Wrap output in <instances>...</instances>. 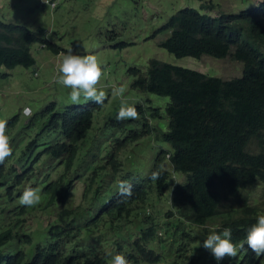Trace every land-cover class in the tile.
<instances>
[{"label":"trees","instance_id":"obj_1","mask_svg":"<svg viewBox=\"0 0 264 264\" xmlns=\"http://www.w3.org/2000/svg\"><path fill=\"white\" fill-rule=\"evenodd\" d=\"M158 32L169 33L160 48L175 58L228 56L242 63L241 77L222 80L155 59L144 73L128 71L132 88L169 99L164 109L167 124L151 128L144 121L139 127L142 138L156 134L165 149L157 152L146 178H128L133 192L128 198L119 195L122 180L110 175L121 167L115 153L123 150L127 138L116 141L119 149L104 165L96 160L103 147L96 153L93 133L83 139L94 112L103 106L90 101L53 113L52 104L37 134L35 119L26 117L22 125L17 115L9 118L13 154L0 165V264L25 261L26 246L32 243L26 216L36 220L39 214L53 216L41 229L48 240L30 249L25 264H110L116 254L129 264H264V255L256 256L247 246L238 248L235 258L220 262L202 246L208 234L224 228H231V240L238 245L264 215V1L216 17L183 8ZM36 43L54 55L64 53L43 32L0 20V67H32L35 59L29 47ZM137 110L143 117V107ZM152 116L160 119L158 111ZM162 129L167 131L156 133ZM137 138L132 135L131 142ZM48 159L64 165V172L47 183L48 175L41 179L35 170ZM161 165L165 170L152 181V172ZM83 171L92 175L75 206L72 186ZM176 175L185 178L178 183ZM107 186V200L102 202ZM27 187L39 189L41 200L33 207L18 203ZM254 188H262L261 199L250 197ZM162 197L169 198L166 212L155 208ZM150 212L168 220L161 222Z\"/></svg>","mask_w":264,"mask_h":264},{"label":"rangeland","instance_id":"obj_2","mask_svg":"<svg viewBox=\"0 0 264 264\" xmlns=\"http://www.w3.org/2000/svg\"><path fill=\"white\" fill-rule=\"evenodd\" d=\"M262 1L0 0V20L43 32L47 40L61 46L65 54L70 52L81 56L92 54L98 58L104 70V77L98 88L107 93V99L103 107L94 112L92 127L85 133L83 139H87L93 133L96 153L99 147H103L101 152L97 153L96 160L104 165L114 149H119L116 146V141L127 138L128 143L121 148L123 150L115 153L121 167L118 168L117 174L110 175L112 178L118 177L120 180H128L131 175H137L144 179L154 166L157 152L160 149H165V144L162 139L160 140V137L159 139L155 138L156 134L142 138L139 127L144 121H147L151 128H156L158 124L162 126L164 123L167 124L168 119L164 114V109L169 103V99L132 88L133 77L129 75L128 71L136 68L144 73L148 62L155 59L222 80L241 77L242 63L233 61L228 56L221 60L209 56H202L200 60L175 58L160 48V43L168 37L169 33L158 32V30L172 15L183 8L196 9L202 14L216 17L222 13L234 14L254 8ZM123 43L127 46L121 48ZM39 47L37 44H32L29 47V51L35 59V65L32 67L27 69L16 67L12 70L0 67V120H8L13 115H17L20 124L24 125L29 119L26 117H31L33 120L35 119L33 132L36 134L48 116L46 109L50 105L53 104L55 107L53 113H60L66 107L81 106L90 102L85 101L83 97L79 104H73L70 101V90L54 83L59 55H54L51 51ZM260 48L264 51L263 45ZM231 52L233 51L231 50ZM113 84L125 88L124 101L128 105L134 106L136 109L139 106L143 107V117L139 114V119L136 120L117 121L116 116L121 107V99L112 96ZM25 107L31 109L30 116L23 115ZM157 111L160 119L152 116ZM31 129L32 127H28V131L31 132ZM166 131V129H162L156 133L161 135ZM132 135L139 138L135 142H131ZM88 159L91 157L86 161ZM107 170L112 173L111 166H108ZM35 171L41 179L48 175L47 183L54 182L63 174L64 165L48 159L44 164L40 162ZM46 171L47 173H45ZM91 175L92 172L83 171L81 179L78 177L73 182L71 199L75 206L82 200L85 184ZM70 176H74V174L70 173ZM110 178V176L106 177L108 184ZM184 178L183 175H176L178 183L182 182ZM109 186L103 192L102 202L107 200L105 193L107 192L108 195ZM263 190L254 188L249 195L251 198L261 199ZM167 193L169 194V191ZM168 199V197H162L155 208L166 212L169 206ZM150 213L152 217L158 218L161 222L165 223L168 220L155 212ZM29 217L26 216L27 223H29L27 232L32 238V243L26 246L27 258L22 264H25L31 257L30 249L35 244L45 245L48 239L41 229L53 218V216L49 217L43 214H39L36 220H31ZM198 261L201 263V259Z\"/></svg>","mask_w":264,"mask_h":264},{"label":"clouds","instance_id":"obj_3","mask_svg":"<svg viewBox=\"0 0 264 264\" xmlns=\"http://www.w3.org/2000/svg\"><path fill=\"white\" fill-rule=\"evenodd\" d=\"M36 44L41 47H39L40 49H44L41 44ZM103 77L104 70L95 55L81 56L71 52L69 54L59 53L54 83L70 90L69 99L73 104H79L81 97H83L85 101L103 106L107 99V93L98 88ZM125 91L123 86L112 85V96L121 99V107L116 119L117 121L139 119L137 109L124 101ZM23 115L30 116L31 109L25 107ZM6 120H0V165H3L13 154L11 140L7 135L8 120ZM164 170V166L161 165L158 170L152 172L150 179L152 181L158 180ZM118 192L123 198L131 197L133 194L132 184L127 180L120 181ZM40 200L39 189L27 187L19 197L18 203L21 206L33 207L39 204ZM231 236V228H224L222 233L212 231L206 236L202 246L210 252L217 262L223 261L225 258H235L238 248L244 249L245 246L258 257L264 255V215L257 217V222L248 229L246 238L241 240L238 245L232 242ZM110 264H129V262L125 256L116 254L112 257Z\"/></svg>","mask_w":264,"mask_h":264}]
</instances>
